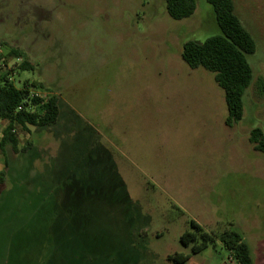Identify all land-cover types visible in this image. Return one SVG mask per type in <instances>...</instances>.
<instances>
[{
	"label": "rangeland",
	"instance_id": "374dc122",
	"mask_svg": "<svg viewBox=\"0 0 264 264\" xmlns=\"http://www.w3.org/2000/svg\"><path fill=\"white\" fill-rule=\"evenodd\" d=\"M233 2L255 51L242 119L227 127L213 75L180 56L220 33L206 0L179 21L163 0H0V51L33 67L6 58L1 74L60 101L54 125L16 128L27 152L0 150V264H172L191 254L188 220L215 242L183 264H236L226 230L264 264V153L248 142L264 133V0Z\"/></svg>",
	"mask_w": 264,
	"mask_h": 264
},
{
	"label": "trees",
	"instance_id": "16d2710c",
	"mask_svg": "<svg viewBox=\"0 0 264 264\" xmlns=\"http://www.w3.org/2000/svg\"><path fill=\"white\" fill-rule=\"evenodd\" d=\"M169 18L175 21L187 19L194 13L197 0H163ZM211 5L219 34L207 38L202 43L189 40L182 44L181 60L191 69L203 70L213 75V80L223 92L227 109L225 125L232 127L243 116V96L251 84L253 73L246 60V55L253 54L255 42L249 32L242 26L234 13L233 0H206ZM6 58L21 60L16 66L17 72L32 71L33 67L24 54L14 48L0 51V120L6 125L0 138V150L10 149L13 152H27L30 143L19 149L16 128L28 132L31 128H46L54 125L59 117V98L56 95L39 96L32 89L43 90L36 82L23 83L15 87L9 73L1 74ZM14 70L11 69L10 72ZM264 91V83H263ZM248 142L257 152L264 153V133L259 128L250 131ZM7 158L4 157V169L0 171V185L6 178ZM181 212V211H180ZM190 231L181 234L179 242L184 247H191V254H197L214 238L193 220L187 221ZM221 245L229 252L236 264H253L250 250L242 236L226 230L218 236ZM191 254H174L167 257L172 264H183Z\"/></svg>",
	"mask_w": 264,
	"mask_h": 264
},
{
	"label": "crops",
	"instance_id": "0c3cea01",
	"mask_svg": "<svg viewBox=\"0 0 264 264\" xmlns=\"http://www.w3.org/2000/svg\"><path fill=\"white\" fill-rule=\"evenodd\" d=\"M224 124H225V121H224ZM5 125H6V123L4 122V125H3V127H2V130H3V128L5 127ZM234 126V125H233ZM151 187H153L152 185H151ZM173 204V203H172ZM175 209H177V210H179V211H181L182 213H183V211L181 210V209H179L175 204H173L172 205Z\"/></svg>",
	"mask_w": 264,
	"mask_h": 264
},
{
	"label": "built area",
	"instance_id": "2783aa9c",
	"mask_svg": "<svg viewBox=\"0 0 264 264\" xmlns=\"http://www.w3.org/2000/svg\"><path fill=\"white\" fill-rule=\"evenodd\" d=\"M38 95V94H37ZM40 96V95H39Z\"/></svg>",
	"mask_w": 264,
	"mask_h": 264
}]
</instances>
